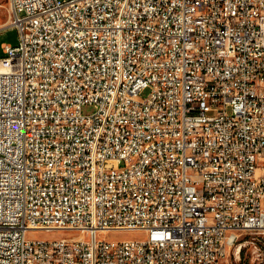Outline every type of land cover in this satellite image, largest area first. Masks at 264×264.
<instances>
[{
	"label": "built area",
	"instance_id": "built-area-1",
	"mask_svg": "<svg viewBox=\"0 0 264 264\" xmlns=\"http://www.w3.org/2000/svg\"><path fill=\"white\" fill-rule=\"evenodd\" d=\"M8 4L0 264H219L264 231V0Z\"/></svg>",
	"mask_w": 264,
	"mask_h": 264
},
{
	"label": "rangeland",
	"instance_id": "rangeland-1",
	"mask_svg": "<svg viewBox=\"0 0 264 264\" xmlns=\"http://www.w3.org/2000/svg\"><path fill=\"white\" fill-rule=\"evenodd\" d=\"M10 9L8 0H0V54L1 42L10 41L16 44L18 42V30L14 26H9ZM92 105H84L83 111L90 112ZM77 233L74 229H53V230H30L28 237L38 238H58L61 236H70ZM144 231L139 230H110L101 232L100 237L107 239L114 238H142L145 237ZM241 246L238 250L236 242L219 264H264V231H247L240 235Z\"/></svg>",
	"mask_w": 264,
	"mask_h": 264
},
{
	"label": "crops",
	"instance_id": "crops-1",
	"mask_svg": "<svg viewBox=\"0 0 264 264\" xmlns=\"http://www.w3.org/2000/svg\"><path fill=\"white\" fill-rule=\"evenodd\" d=\"M4 42L11 43L10 41H2V42H1V54H0V56H3V55L5 54V53H4V50H3V47H2V44H3ZM11 44H14V43H11Z\"/></svg>",
	"mask_w": 264,
	"mask_h": 264
}]
</instances>
